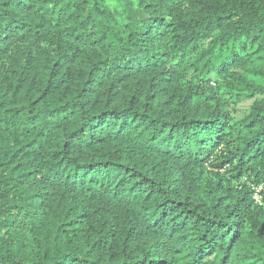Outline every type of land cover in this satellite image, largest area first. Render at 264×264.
I'll use <instances>...</instances> for the list:
<instances>
[{
  "label": "trees",
  "instance_id": "16d2710c",
  "mask_svg": "<svg viewBox=\"0 0 264 264\" xmlns=\"http://www.w3.org/2000/svg\"><path fill=\"white\" fill-rule=\"evenodd\" d=\"M0 264H264V0H0Z\"/></svg>",
  "mask_w": 264,
  "mask_h": 264
},
{
  "label": "rangeland",
  "instance_id": "374dc122",
  "mask_svg": "<svg viewBox=\"0 0 264 264\" xmlns=\"http://www.w3.org/2000/svg\"><path fill=\"white\" fill-rule=\"evenodd\" d=\"M251 101H247V100H241L238 101L235 104H232L231 109H232V114L233 116L237 119L240 120L242 118H244L250 109L251 106Z\"/></svg>",
  "mask_w": 264,
  "mask_h": 264
}]
</instances>
